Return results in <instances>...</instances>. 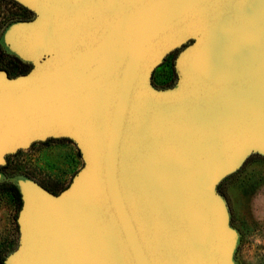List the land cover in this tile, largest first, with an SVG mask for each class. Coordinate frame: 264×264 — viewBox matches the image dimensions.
I'll use <instances>...</instances> for the list:
<instances>
[{"label":"water","instance_id":"water-1","mask_svg":"<svg viewBox=\"0 0 264 264\" xmlns=\"http://www.w3.org/2000/svg\"><path fill=\"white\" fill-rule=\"evenodd\" d=\"M36 15L3 43L0 165L66 138L83 162L54 195L22 184L21 246L4 264H232L210 184L264 153V0H14ZM176 87L153 69L171 51Z\"/></svg>","mask_w":264,"mask_h":264},{"label":"rangeland","instance_id":"rangeland-1","mask_svg":"<svg viewBox=\"0 0 264 264\" xmlns=\"http://www.w3.org/2000/svg\"><path fill=\"white\" fill-rule=\"evenodd\" d=\"M35 19L34 13L14 0H0L2 40L11 24ZM191 42L192 39L171 51L153 69L150 77L153 88L161 91L176 87L179 76L175 62ZM33 68L34 64L19 59L18 66L10 70V76L15 77L23 71L28 73ZM4 161L0 165V260L3 264L21 246L22 184L31 183L57 195L70 185L83 166L72 141L53 137L31 141L26 148H17L5 155ZM208 191L221 203L227 227L234 237L231 263L264 264V153L247 152L232 168L218 176Z\"/></svg>","mask_w":264,"mask_h":264},{"label":"flooded vegetation","instance_id":"flooded-vegetation-1","mask_svg":"<svg viewBox=\"0 0 264 264\" xmlns=\"http://www.w3.org/2000/svg\"><path fill=\"white\" fill-rule=\"evenodd\" d=\"M2 28L0 30V70L5 71L10 76V70L17 67L19 64V59L12 53H9L3 45L2 40Z\"/></svg>","mask_w":264,"mask_h":264},{"label":"trees","instance_id":"trees-1","mask_svg":"<svg viewBox=\"0 0 264 264\" xmlns=\"http://www.w3.org/2000/svg\"><path fill=\"white\" fill-rule=\"evenodd\" d=\"M25 73H26V71H23V72L19 73L18 75L25 74ZM18 75H17V76H18ZM2 261H3V260H0V264H3Z\"/></svg>","mask_w":264,"mask_h":264}]
</instances>
